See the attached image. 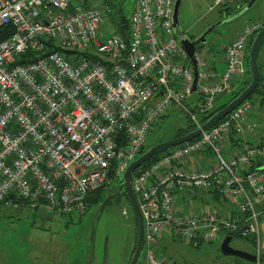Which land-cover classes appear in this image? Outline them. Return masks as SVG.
Listing matches in <instances>:
<instances>
[{
    "label": "built area",
    "instance_id": "1",
    "mask_svg": "<svg viewBox=\"0 0 264 264\" xmlns=\"http://www.w3.org/2000/svg\"><path fill=\"white\" fill-rule=\"evenodd\" d=\"M174 1L136 0L123 39L106 33L102 10L72 0H0V28L11 29L0 31V210L23 202L58 216L83 213L88 196L138 157L168 107L190 115L198 128L196 115L211 112L217 96L241 81L248 40L264 28V18L229 42L221 73L194 52L197 113L188 111L193 68L173 33ZM224 2L214 0L209 10ZM250 110L244 101L133 177L145 264H176L158 251L161 240L198 248L229 232L252 237L259 261L264 174L251 167L264 159V145H248L257 127ZM231 134L241 143L230 142ZM221 141L230 147L225 155ZM199 158L209 160L196 166ZM211 193L236 209L210 207ZM198 197L199 212L175 213L179 201Z\"/></svg>",
    "mask_w": 264,
    "mask_h": 264
},
{
    "label": "rangeland",
    "instance_id": "2",
    "mask_svg": "<svg viewBox=\"0 0 264 264\" xmlns=\"http://www.w3.org/2000/svg\"><path fill=\"white\" fill-rule=\"evenodd\" d=\"M80 1L74 0V3L80 4ZM101 1L90 0V3L91 6H99ZM135 1L122 0L123 11L128 15ZM245 1L225 0L224 3L209 11L214 0H182L179 9V27L176 28L177 39L182 36L197 38L209 27L240 12L242 8L239 6ZM247 2L246 5L251 6L246 12L215 28L206 36V45L196 49L203 55L206 62L210 63L212 60L209 47L220 54L225 53L227 43L239 32L242 33L246 26L264 18V0H247ZM105 30L108 34L112 33L110 25L105 26ZM183 64L187 65L185 61ZM258 66L260 73L264 76V42L258 51ZM239 86L238 84L230 92L217 96L213 109L229 101L231 95L239 90ZM195 98H198L196 93L186 101L189 112L195 110L196 103L191 102ZM248 103L252 104L250 111L253 115V119L249 122L257 125L251 138L252 141H259V137H264V106L255 96L252 102ZM198 115L195 119L197 124L201 125ZM189 121L195 128L197 127L190 115L171 105L166 113L151 126L144 149L170 140L179 131L185 130ZM221 146L225 155L230 147L223 141ZM205 159L207 158H204V161ZM204 161L200 160L198 164ZM198 164H192V166L195 168L199 166ZM121 181L122 175L119 178L111 176L103 187L102 193L109 192ZM201 201L203 199L199 197L189 203L181 200L177 203L175 213L199 212L204 207ZM215 205L218 207L214 202L210 207ZM231 207L233 210L236 209L233 205L228 206V208ZM97 209V206H93L86 213L72 212L67 216H58L42 209L29 208L22 202L16 210H0V264H125L130 258L137 233L133 213L126 198L120 197L118 205L116 201H113L103 211L95 226L91 245V229ZM224 238L225 234L220 233L215 242L203 244L198 248H193L186 242L168 238L161 240L157 244V249L158 251L162 249V255L169 257L176 264H253L236 257L223 256L220 253V245ZM230 247L253 253V247L247 241L232 239ZM144 255L145 248L142 249L138 264H145Z\"/></svg>",
    "mask_w": 264,
    "mask_h": 264
},
{
    "label": "water",
    "instance_id": "3",
    "mask_svg": "<svg viewBox=\"0 0 264 264\" xmlns=\"http://www.w3.org/2000/svg\"><path fill=\"white\" fill-rule=\"evenodd\" d=\"M182 0H175L174 6H173V14H172V27H173V33L174 36H176V28L179 27V9L181 5ZM250 7V5H246L242 8L240 12L235 14L232 17H229L214 26L209 27L207 30H205L201 35H199L197 38L189 39L188 37H179L178 43L181 45V47L184 49L189 62L192 65L193 68V83H192V89L191 94L196 93V81H197V70L198 65L194 58V52L199 46L206 45V36L211 33L215 28L219 27L220 25L226 24L240 15H242L246 10ZM264 41V28L260 29L258 32L254 34L253 40L251 42V45L247 52V60H248V73L250 77V82L248 86L242 90L236 98L231 100L228 104H226L222 109L216 111L206 122L201 124L198 128L195 130L177 138H172L170 140H167L162 143H158L145 152H143L140 156H138L133 162H131L125 171L122 174V181L119 182V184L113 188L100 202L98 205V209L96 212V216L92 225L91 229V245L93 241L94 236V230L95 226L97 224V221L99 220L101 214L105 210V208L109 205V203L112 201V199L115 197L116 204L118 205V200L121 197L122 192L124 191L126 194L127 199L129 200V203L132 207V210L134 212L135 218H136V226H137V242H136V248L134 250L132 259L130 264H136L138 261V258L141 254V250L144 245V233H143V221L142 217L138 208V204L136 201V198L132 192L131 188V181L133 179V174L136 170H138L143 164H145L149 159L162 155L171 148L183 145L185 143H188L196 138H198L203 132H206L213 126H215L218 122H220L222 119H224L228 114H230L233 110H235L240 104H242L244 101H246L256 90L259 78H260V72L258 68V51L259 48ZM257 146L264 145V140L258 142L256 144ZM262 170V169H261ZM231 237H226L222 241L220 245V253L225 257H236L241 260H244L249 263H256V258L253 254L233 249L230 247Z\"/></svg>",
    "mask_w": 264,
    "mask_h": 264
},
{
    "label": "trees",
    "instance_id": "4",
    "mask_svg": "<svg viewBox=\"0 0 264 264\" xmlns=\"http://www.w3.org/2000/svg\"><path fill=\"white\" fill-rule=\"evenodd\" d=\"M80 7L84 8V9H89V8L101 9L106 14V26L110 25L111 28H112V32L113 33H115L116 35L120 36L123 39H127L128 13L123 11L124 6H123V3H122V0H102L100 2L99 6H91L90 2H88L87 0H83V2L80 3ZM0 31L2 32V34H5V35L11 34V29H9V28H0ZM253 37H254V35L248 40V43H247V46H246V53L248 52V49H249V47L251 45ZM0 41H1V38H0ZM260 48H262V44H261ZM26 59H27V56H24L23 60L21 62H24ZM245 67H246L245 77L240 82H238V84L240 85L239 86V90L237 92H234L231 95L229 101H227L226 103L214 108L209 113L199 114L198 115V120L201 122V124L206 122L216 111L222 109L231 100L236 98L238 96V94L248 86V84L250 82V77H249V73L247 71V69H248L247 57L245 58ZM258 68H259V66H258ZM259 72H260V70H259ZM254 96L257 97L259 103L264 106V76H262L261 73H260V78H259V82H258L256 90L254 91V93L246 101L247 102H249V101L252 102ZM250 105H251V109H252V104H250ZM191 113H197L196 109L192 110ZM250 119H253V115L251 114V111L248 114V120H250ZM252 123H254V122H252ZM195 129L196 128L194 127L192 122L189 121V124H188L187 128L185 130H183V131H179L172 138L181 137V136H183V135H185V134H187V133H189V132H191V131H193ZM249 139L247 140L248 145L254 146V147H259L256 144L258 142L264 140V138H262L259 141H254L253 142L252 138H249ZM229 140H230V142H233L236 145H238V143H241V140L239 138H237L235 135H232V134L229 136ZM151 147H148L146 150H148ZM177 147H179V146H177ZM174 148H176V147H174ZM146 150L143 148L138 156H140ZM162 155H158V156H155V157L149 159L145 164H143L138 170H136L134 172L133 177L136 176L137 174H139L141 171L145 170L147 167H149L155 161L159 160ZM261 167H264V159H260L257 162H255V164L251 167V170L252 171H259L260 170V172H262L264 174V168H261ZM102 189L103 188L97 190L96 192H94L93 194L88 196V198H87L88 199V204L96 206L103 200L105 195L102 193ZM123 196L126 198L128 204H129V206L131 208V211L133 213V218H134L133 219L134 220V224H135V227H136V218H135V215H134V212L132 210V207H131V205L129 203V200L127 199L126 194H125L124 191L122 192V197ZM210 199H211V203L214 202V204L218 205V207L216 205L214 206L218 211H219L218 208L220 207V205L223 204V203H226L225 200L222 199L216 193H211ZM136 235H137V233H136ZM225 235L230 236L231 239H239V240H242V241H247L253 247V253H254V249L256 247V242H255V240L252 237H250V236L249 237H241L239 234L232 233V232L226 233ZM259 244H260V238H259ZM261 251L262 250L260 248V253H261ZM167 258L170 259L169 257H167Z\"/></svg>",
    "mask_w": 264,
    "mask_h": 264
},
{
    "label": "crops",
    "instance_id": "5",
    "mask_svg": "<svg viewBox=\"0 0 264 264\" xmlns=\"http://www.w3.org/2000/svg\"><path fill=\"white\" fill-rule=\"evenodd\" d=\"M78 1V0H77ZM88 2H90V0H87ZM228 1V0H227ZM241 1V0H240ZM76 2V1H75ZM81 3L83 2V0H81L80 1ZM246 3H248L247 2V0L243 3V4H241L239 7L240 8H243V7H245L246 6ZM72 5H74V6H80V4H76V3H74V0H72ZM250 5V4H249ZM251 6V5H250ZM239 8V9H240ZM209 11H212V10H209ZM247 27V26H246ZM238 34H240V32L238 33ZM237 34V35H238ZM230 42V41H229ZM229 42L227 43V45L229 44ZM209 51H210V53L209 54H211L212 55V60H211V62L210 63H208V62H206V66H207V68L208 69H211V70H213V71H215V72H217V73H221L222 71H223V69H224V66H225V59H224V53L223 54H220L218 51H215L214 49H210V47H209ZM245 77V76H244ZM243 77V78H244ZM242 78V79H243ZM241 79V80H242ZM262 138H264V137H259L258 139L260 140V139H262ZM254 140V139H253ZM254 141H256V140H254ZM253 141V142H254ZM200 160H203V159H197L196 160V163L198 164L199 162H200ZM204 161V160H203ZM199 166H203V165H205V161L202 163V164H198ZM230 205H233V207H234V204H228V203H223V204H221L220 205V207L218 208L219 209V212H222V213H227V212H231V211H233V208L231 207V208H228V206H230ZM216 209V208H215ZM231 216H232V214H231ZM233 217V216H232ZM260 248H261V253H262V255H261V260H259L258 262L256 261V263L255 264H264V211L262 212V214H261V217H260ZM226 238V237H225ZM251 254H253V253H251Z\"/></svg>",
    "mask_w": 264,
    "mask_h": 264
},
{
    "label": "flooded vegetation",
    "instance_id": "6",
    "mask_svg": "<svg viewBox=\"0 0 264 264\" xmlns=\"http://www.w3.org/2000/svg\"><path fill=\"white\" fill-rule=\"evenodd\" d=\"M195 37H191V38H189L190 40L191 39H194ZM109 192H105L104 193V195L106 196L107 194H108ZM121 197H122V194H121ZM115 197L112 199V201L109 203V204H111L113 201H115ZM100 204V203H99ZM98 204V205H99ZM98 205H96L97 207H98ZM94 205H90V204H88V206H87V208L85 209V211L83 212V213H86L87 211H89L90 210V208L91 207H93ZM106 209V208H105ZM135 226V225H134ZM135 230H137V226L135 227ZM136 242H137V235H136V238H135V244H134V246H133V249H132V251H131V255H130V258L127 260V262L125 263V264H130V262H131V259H132V256H133V253H134V250H135V248H136ZM143 248H144V246H143ZM142 248V249H143ZM141 254H142V250H141ZM140 254V255H141ZM261 255H262V253H260V257H259V260H261ZM139 258H140V256H139ZM139 258H138V260H139ZM136 264H138V261L136 262Z\"/></svg>",
    "mask_w": 264,
    "mask_h": 264
}]
</instances>
